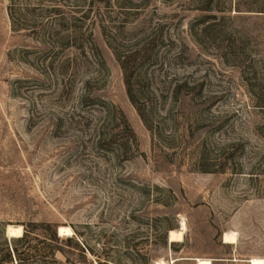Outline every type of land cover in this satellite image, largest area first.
<instances>
[{
	"label": "rangeland",
	"instance_id": "obj_1",
	"mask_svg": "<svg viewBox=\"0 0 264 264\" xmlns=\"http://www.w3.org/2000/svg\"><path fill=\"white\" fill-rule=\"evenodd\" d=\"M44 223L63 264L264 261V0H0V231Z\"/></svg>",
	"mask_w": 264,
	"mask_h": 264
},
{
	"label": "trees",
	"instance_id": "obj_2",
	"mask_svg": "<svg viewBox=\"0 0 264 264\" xmlns=\"http://www.w3.org/2000/svg\"><path fill=\"white\" fill-rule=\"evenodd\" d=\"M117 58L123 69H126L124 64L127 62L128 56L117 54ZM129 97L133 99L130 94ZM40 225L42 237L32 235V230H29L26 225L23 226L21 236L12 237L9 240L0 231V264H63L56 258V254L64 255L61 244L72 239L70 237L63 239L48 223ZM39 244L43 246V254L38 253ZM20 246L29 253L21 250ZM83 258L86 264H91V260L85 255Z\"/></svg>",
	"mask_w": 264,
	"mask_h": 264
},
{
	"label": "bare ground",
	"instance_id": "obj_3",
	"mask_svg": "<svg viewBox=\"0 0 264 264\" xmlns=\"http://www.w3.org/2000/svg\"><path fill=\"white\" fill-rule=\"evenodd\" d=\"M182 227L179 230H172L169 231L168 233V241L169 242H179L182 240V231L185 230L184 228V223L182 222ZM8 231L9 233L14 236H21L22 234V227L21 226H8ZM64 231H69L71 230L68 227H59L58 228V234L61 235L63 234ZM222 240L224 243H235L236 242V233L235 232H224L222 235ZM197 264H211V261L205 260V259H195ZM249 264H264V261L261 259L257 258H252L248 260ZM156 264H165L162 261L156 262Z\"/></svg>",
	"mask_w": 264,
	"mask_h": 264
},
{
	"label": "water",
	"instance_id": "obj_4",
	"mask_svg": "<svg viewBox=\"0 0 264 264\" xmlns=\"http://www.w3.org/2000/svg\"><path fill=\"white\" fill-rule=\"evenodd\" d=\"M22 232H23V229H22ZM4 236L9 240L10 238L14 237L12 236L9 231H8V226L5 227L4 229Z\"/></svg>",
	"mask_w": 264,
	"mask_h": 264
}]
</instances>
